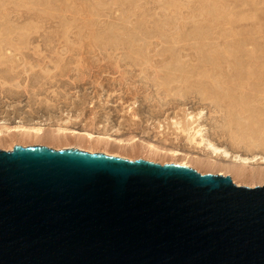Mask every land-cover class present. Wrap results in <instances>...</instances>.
<instances>
[{
    "label": "rangeland",
    "instance_id": "rangeland-1",
    "mask_svg": "<svg viewBox=\"0 0 264 264\" xmlns=\"http://www.w3.org/2000/svg\"><path fill=\"white\" fill-rule=\"evenodd\" d=\"M188 113L217 147L264 157V0H0V121L50 130L68 114L135 139L116 157L163 165L205 158L171 122Z\"/></svg>",
    "mask_w": 264,
    "mask_h": 264
},
{
    "label": "water",
    "instance_id": "water-1",
    "mask_svg": "<svg viewBox=\"0 0 264 264\" xmlns=\"http://www.w3.org/2000/svg\"><path fill=\"white\" fill-rule=\"evenodd\" d=\"M0 264H264V184L77 150H0Z\"/></svg>",
    "mask_w": 264,
    "mask_h": 264
},
{
    "label": "bare ground",
    "instance_id": "bare-ground-1",
    "mask_svg": "<svg viewBox=\"0 0 264 264\" xmlns=\"http://www.w3.org/2000/svg\"><path fill=\"white\" fill-rule=\"evenodd\" d=\"M68 115V114H67ZM64 122L57 123V126L54 128H49L50 130H46L43 124H39L37 126H30V125H23L22 122H16V125L10 126L6 121H0V146L4 145L9 149L6 150H13L14 148H28V147H44L45 146H38V145H30L27 146L23 144H19L18 138L23 139L24 143L31 140V143L34 139L31 138H41L51 142L53 144H66L62 147L61 150H77L82 152H89V153H100L109 156H120L122 155L114 154L108 152V148L118 147L124 148L127 145L135 142V139L130 140H123L118 138H113L112 135L109 133L100 134L97 133L95 129H83V130H76L74 128H70L69 125H74L75 119L73 120L70 115L67 116ZM202 113H199L196 116L191 114H186L185 120L188 122V126L184 128L181 126V121L174 120L172 124L175 128L179 129L182 133H188L187 140L190 143H194L197 145L198 149L205 154V158L198 157H191L192 163H189V157L184 158L183 160L172 161L170 164H178L185 167H192L191 164L196 163L199 166H204L208 168H216L218 175L225 176V175H232L233 180L236 185H247L249 187H255L256 184H261L264 182V168L254 165L264 164V157H260L255 155L253 157H243L241 155H232L229 153L227 149L217 147L214 143L209 141L205 135L202 133V127L197 125L198 120L201 118ZM185 121V122H186ZM197 125L198 128L192 129L191 125ZM44 126V127H43ZM172 126V125H171ZM162 128V126H161ZM183 128V129H182ZM91 130V131H90ZM163 131V130H161ZM20 140V139H19ZM26 140V141H25ZM35 141V140H34ZM38 142L40 140H37ZM47 141H45L47 143ZM23 143L22 141H20ZM38 144V143H37ZM43 144V143H42ZM68 145V146H67ZM133 145V144H132ZM147 149L151 152H166V154H170L173 156L179 155L177 151L174 150H161L157 146L153 144H147ZM56 148V147H55ZM58 148V147H57ZM56 148V149H57ZM86 148V149H85ZM111 148V149H112ZM117 148V149H118ZM51 149V148H50ZM54 149V148H53ZM59 149V148H58ZM115 149V148H113ZM108 150V151H107ZM153 154V153H152ZM161 154V153H159ZM181 155V154H180ZM119 157V158H120ZM133 160V159H129ZM138 160V159H137ZM139 160H148L150 159L141 158ZM224 164H223V163ZM201 164V165H200ZM203 167V168H204ZM264 184V183H263Z\"/></svg>",
    "mask_w": 264,
    "mask_h": 264
}]
</instances>
